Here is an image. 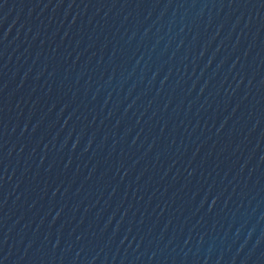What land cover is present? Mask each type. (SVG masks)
<instances>
[{
    "label": "water",
    "instance_id": "water-1",
    "mask_svg": "<svg viewBox=\"0 0 264 264\" xmlns=\"http://www.w3.org/2000/svg\"><path fill=\"white\" fill-rule=\"evenodd\" d=\"M0 264H264V0H0Z\"/></svg>",
    "mask_w": 264,
    "mask_h": 264
}]
</instances>
